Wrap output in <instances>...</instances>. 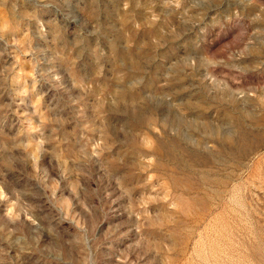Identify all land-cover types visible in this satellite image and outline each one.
<instances>
[{
	"label": "rangeland",
	"instance_id": "rangeland-1",
	"mask_svg": "<svg viewBox=\"0 0 264 264\" xmlns=\"http://www.w3.org/2000/svg\"><path fill=\"white\" fill-rule=\"evenodd\" d=\"M0 264H264V0H0Z\"/></svg>",
	"mask_w": 264,
	"mask_h": 264
}]
</instances>
